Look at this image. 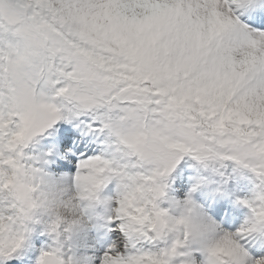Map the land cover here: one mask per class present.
I'll use <instances>...</instances> for the list:
<instances>
[{"label":"snow or ice","instance_id":"obj_1","mask_svg":"<svg viewBox=\"0 0 264 264\" xmlns=\"http://www.w3.org/2000/svg\"><path fill=\"white\" fill-rule=\"evenodd\" d=\"M61 122L104 139L110 155L85 152L75 134L55 139ZM45 134L75 165L82 200L118 181L108 223L127 243L98 264H196L160 207L185 156L205 168L232 162L258 181L238 201L249 211L240 229L218 225L199 245L203 264H264L248 247L264 235V0H0V170L40 171L26 150ZM36 213L0 199L2 264L18 258ZM50 225L56 246L39 264H78L66 258L69 231Z\"/></svg>","mask_w":264,"mask_h":264},{"label":"rangeland","instance_id":"obj_2","mask_svg":"<svg viewBox=\"0 0 264 264\" xmlns=\"http://www.w3.org/2000/svg\"><path fill=\"white\" fill-rule=\"evenodd\" d=\"M57 128L61 131L57 133L55 139L71 137L75 134L79 139L73 140L74 144L80 145L84 140H88V144L84 145L85 152L91 149L96 155H110L104 139L84 135L75 123L61 122ZM53 139L54 137L49 134L38 137L26 151L28 155L35 158L38 162L36 166L44 173L55 179L69 182L76 171L75 165L69 164L66 157L58 155L57 146L51 143ZM70 154L77 162L83 155ZM222 165L223 171L220 177L190 156L183 157L165 181L166 195L160 202V207L171 210L173 203L183 201L191 194L192 199L203 207L222 230L238 231L249 215L248 209L238 204V201L251 198L258 181L249 171L239 168L232 162H224ZM198 181L202 182L201 186L197 191L192 192V188ZM118 192V181L109 182L98 193L99 203L90 214L89 226L65 234L62 242L66 258L72 257L78 264H98L96 259L98 254L120 241L127 243L123 234L114 233L108 223L115 206L114 203L110 205L108 202H114L118 198ZM171 214L175 213L171 212ZM35 219L36 223L30 225L31 233L25 247L17 254V259L10 260L7 264H39L42 253L56 246L55 237L48 231L51 219L39 211ZM136 243L137 247H144L146 250L151 247L143 240H138ZM248 247L250 255L264 252V235L252 237ZM198 248L199 245L191 244L186 251L190 253V258L195 260L196 264H203L204 257L199 253ZM174 264H185V258L178 257Z\"/></svg>","mask_w":264,"mask_h":264},{"label":"clouds","instance_id":"obj_3","mask_svg":"<svg viewBox=\"0 0 264 264\" xmlns=\"http://www.w3.org/2000/svg\"><path fill=\"white\" fill-rule=\"evenodd\" d=\"M19 107H23L22 105ZM0 179L7 188L0 189V199L15 200L28 212H42L51 219L50 226H62L69 232L89 226L90 214L99 198L81 199L72 183L55 179L42 170H0ZM171 221L188 238L190 244L210 246L218 224L194 199L190 204L173 203Z\"/></svg>","mask_w":264,"mask_h":264},{"label":"trees","instance_id":"obj_4","mask_svg":"<svg viewBox=\"0 0 264 264\" xmlns=\"http://www.w3.org/2000/svg\"><path fill=\"white\" fill-rule=\"evenodd\" d=\"M215 174L218 176H222L221 173L223 171V165L221 164H213L211 167H209Z\"/></svg>","mask_w":264,"mask_h":264},{"label":"bare ground","instance_id":"obj_5","mask_svg":"<svg viewBox=\"0 0 264 264\" xmlns=\"http://www.w3.org/2000/svg\"><path fill=\"white\" fill-rule=\"evenodd\" d=\"M70 183H72V180L71 181H69ZM53 246V245H52ZM75 251V250H74Z\"/></svg>","mask_w":264,"mask_h":264}]
</instances>
